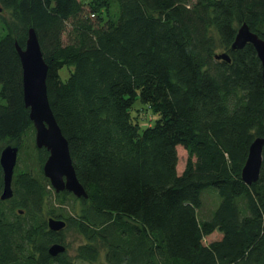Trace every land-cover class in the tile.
Returning a JSON list of instances; mask_svg holds the SVG:
<instances>
[{
    "label": "trees",
    "instance_id": "1",
    "mask_svg": "<svg viewBox=\"0 0 264 264\" xmlns=\"http://www.w3.org/2000/svg\"><path fill=\"white\" fill-rule=\"evenodd\" d=\"M0 7V154L20 150L9 200L0 164V264H98L103 253L107 264H264V164L257 182L242 178L251 144L264 138L263 64L252 44L232 49L244 24L264 38V0ZM31 28L87 198L58 193L44 173L49 151L36 145L16 48ZM137 102L153 124H142ZM63 195L78 207L66 209ZM51 217L66 227L51 230ZM68 230L83 238L74 254ZM216 231L222 237L206 242ZM54 244L66 250L53 256Z\"/></svg>",
    "mask_w": 264,
    "mask_h": 264
},
{
    "label": "water",
    "instance_id": "2",
    "mask_svg": "<svg viewBox=\"0 0 264 264\" xmlns=\"http://www.w3.org/2000/svg\"><path fill=\"white\" fill-rule=\"evenodd\" d=\"M0 7V12H2ZM247 44H252L258 52L263 64L264 76V38L253 33L247 24L238 31L232 44L233 50L243 49ZM23 69L24 100L30 109V118L36 129V145L38 148H46L49 157L44 165V173L51 181L55 191H68L76 197L87 198L85 188L79 181L70 153L69 141L62 132L60 125L51 108L48 96V64L44 58L41 44L35 29L29 30L26 47L16 43ZM218 59L231 61L228 53L217 54ZM264 138H256L250 146L248 158L242 170V178L252 185L260 178L264 164ZM19 147L8 145L0 154V164L4 174V189L2 200L13 197V178L18 164ZM48 224L51 230L61 231L66 227L65 220L49 218ZM66 250L61 244H54L49 252L56 256Z\"/></svg>",
    "mask_w": 264,
    "mask_h": 264
},
{
    "label": "rangeland",
    "instance_id": "3",
    "mask_svg": "<svg viewBox=\"0 0 264 264\" xmlns=\"http://www.w3.org/2000/svg\"><path fill=\"white\" fill-rule=\"evenodd\" d=\"M218 53L221 54V53H227V52L225 50H220ZM61 75H62L63 79H66L69 75V69L67 67H64L61 70ZM142 106L143 105L140 102H137L136 108H138L139 110L135 109V112L139 114V117L141 119L142 124H153L156 120L155 119L156 116L152 115V112L149 109H146ZM26 142H27V144H26ZM26 142H25V146L28 144L30 146L29 139ZM10 145L17 146L15 144H10ZM178 153H179L178 170L181 173L185 168L188 154L183 147L178 148ZM30 159L29 160L31 162V165H34V163L36 164L35 158L30 157ZM26 161H28V160L24 159V164L26 163ZM61 199L67 203L66 209H73L74 207H78V205H79V203L77 201L73 200L71 196L68 197V195H63V196H61ZM221 237H222L221 232L216 231L213 235L206 238V242H211V241L220 239ZM66 238H67V242L69 243V246H70V251L74 254L75 248L78 246L79 243H81L83 241V238L78 233H76L74 230H68L66 233ZM76 264H88V263H85L81 260H76ZM98 264H107L105 253L102 254L101 260L98 262Z\"/></svg>",
    "mask_w": 264,
    "mask_h": 264
},
{
    "label": "flooded vegetation",
    "instance_id": "4",
    "mask_svg": "<svg viewBox=\"0 0 264 264\" xmlns=\"http://www.w3.org/2000/svg\"><path fill=\"white\" fill-rule=\"evenodd\" d=\"M20 151V150H19Z\"/></svg>",
    "mask_w": 264,
    "mask_h": 264
}]
</instances>
